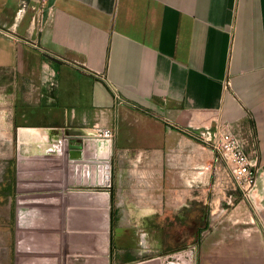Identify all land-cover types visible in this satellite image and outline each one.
<instances>
[{"label":"crops","instance_id":"0c3cea01","mask_svg":"<svg viewBox=\"0 0 264 264\" xmlns=\"http://www.w3.org/2000/svg\"><path fill=\"white\" fill-rule=\"evenodd\" d=\"M0 60L29 126L113 128L110 202L155 198L173 218L215 205L205 244L166 264H264V0H0ZM219 121L258 163L248 199L201 138ZM0 227V264H16L14 225Z\"/></svg>","mask_w":264,"mask_h":264},{"label":"rangeland","instance_id":"374dc122","mask_svg":"<svg viewBox=\"0 0 264 264\" xmlns=\"http://www.w3.org/2000/svg\"><path fill=\"white\" fill-rule=\"evenodd\" d=\"M2 61L7 62V60ZM0 66H5V68L0 67V73L7 69V63L1 60ZM7 79V75L0 76V226L12 223L16 231L14 235L16 240L17 213L21 200L32 202L35 195L40 194H50V196L61 194L60 200H62V187L54 189L55 186L62 185H67V191L80 189L110 191L111 183L107 185L84 183L86 170L81 169L78 172L77 165L72 166V162L66 160L63 155L54 156V159L50 157L55 160L56 164L53 166L49 165L45 168L29 166L26 167L27 169L24 165L21 167L18 153V127L32 125L30 123L35 118L36 110L20 106L17 99L9 98ZM69 136L79 137L71 131ZM47 158L44 157V159ZM24 170H29L31 174L24 175V178L20 179L19 172ZM93 175L96 178V172ZM197 205L193 206L194 210L186 213V218H173L167 217L166 213L160 217L155 215V198H114L111 200L110 209L114 212V219L111 218V227L108 230L111 244L107 256L110 264L137 262L190 246L199 250L202 244H205L203 238L207 236L210 223H215L216 219L211 214L215 207L213 203ZM226 205L230 206L232 203ZM100 218L102 217L97 216V219L100 220ZM230 223V220H224L223 222L218 221L217 225L229 228ZM116 224L118 226L120 224L123 228L114 229ZM61 231L65 232V237L67 234L68 239V229H61ZM0 234H3V231L0 230ZM53 253L58 255L60 260L63 258L65 264H86L81 259L73 260L74 263L70 258L68 261L67 255L71 253L68 249L64 252L60 250ZM49 260L53 259L49 257ZM191 260V253L178 254L177 262L180 264L182 262L190 264Z\"/></svg>","mask_w":264,"mask_h":264},{"label":"water","instance_id":"95a60500","mask_svg":"<svg viewBox=\"0 0 264 264\" xmlns=\"http://www.w3.org/2000/svg\"><path fill=\"white\" fill-rule=\"evenodd\" d=\"M32 130L39 131L40 135L36 134L38 136L33 137ZM69 135V130H64V128L18 127V153L21 167L23 165L25 168L53 166L56 163L50 157L52 156L54 159V156L63 155L66 160L72 162V166L77 165L78 172L81 169L86 170L84 183L93 185L111 183L110 141L94 136L81 139ZM30 142L40 145V148H35V146L30 148L28 145ZM40 149L43 150L40 151ZM44 157L48 158L44 159ZM101 170H103V179L99 178ZM23 172H19L20 179H23L24 175L31 174L29 170ZM95 172L96 178L93 175ZM34 175L32 174V176ZM58 187L63 189L62 197L64 199L62 198V202L61 194L35 195L32 202L26 200L23 202L20 199L21 205L18 206L17 213L16 264H59V262L65 264L63 258L60 260L59 256L53 252L60 250L64 252L67 249L68 252H71L67 255L68 261L70 258L72 261L84 260L86 264H110V259L107 256L110 248L108 230L111 227L110 192L98 189L67 191V185L55 186L54 189ZM85 192L92 193L96 197L88 199ZM56 204L62 206L56 208ZM102 206L104 207V217L102 216L99 220L97 216L100 215ZM76 207H87V215L80 216ZM55 214L57 219L54 221L52 217ZM60 214L61 222H59ZM60 229H68V239L67 234L65 237V232ZM49 257L53 260H48ZM173 258L174 254H170L166 255L163 260L156 256L131 264H163V262L166 264Z\"/></svg>","mask_w":264,"mask_h":264},{"label":"built area","instance_id":"2783aa9c","mask_svg":"<svg viewBox=\"0 0 264 264\" xmlns=\"http://www.w3.org/2000/svg\"><path fill=\"white\" fill-rule=\"evenodd\" d=\"M113 90L115 95L121 98L117 88L113 87ZM92 136L112 142L115 132L112 127H98ZM201 138L224 160L231 187L238 190L242 198H250L256 188L259 166L247 152L245 138L227 121L217 122L214 128L210 129L208 134L201 135ZM262 227L264 231V225Z\"/></svg>","mask_w":264,"mask_h":264},{"label":"bare ground","instance_id":"6f19581e","mask_svg":"<svg viewBox=\"0 0 264 264\" xmlns=\"http://www.w3.org/2000/svg\"><path fill=\"white\" fill-rule=\"evenodd\" d=\"M106 154V153H105ZM94 174V173H93ZM95 178V177H94ZM100 179H103V170H101V173H100ZM83 193V192H82ZM85 195H86V197L88 198V199H90V198H92L93 196L94 197H96V195H93L92 193H87V192H85ZM103 207V206H102ZM76 208H78V211H79V213H80V216H82V217H85L86 215H87V211H86V208L87 207H76ZM85 208V210H83ZM98 216H103L104 217V207L103 208H101V213H100V215H98ZM71 217H72V215H71ZM75 219V218H74Z\"/></svg>","mask_w":264,"mask_h":264},{"label":"trees","instance_id":"16d2710c","mask_svg":"<svg viewBox=\"0 0 264 264\" xmlns=\"http://www.w3.org/2000/svg\"><path fill=\"white\" fill-rule=\"evenodd\" d=\"M112 195V194H111ZM114 198H111V200H113ZM111 218H112V220L114 219V212H113V210L111 211Z\"/></svg>","mask_w":264,"mask_h":264}]
</instances>
